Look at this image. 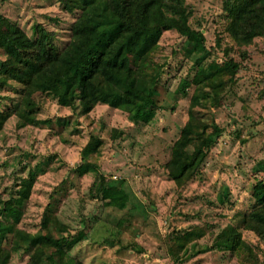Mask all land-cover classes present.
I'll use <instances>...</instances> for the list:
<instances>
[{
  "label": "rangeland",
  "instance_id": "obj_1",
  "mask_svg": "<svg viewBox=\"0 0 264 264\" xmlns=\"http://www.w3.org/2000/svg\"><path fill=\"white\" fill-rule=\"evenodd\" d=\"M185 4L191 27L205 35L211 53L202 64L204 76L194 82L197 69L186 38L176 31L163 33L156 58L166 67L151 123L133 124L127 113L107 105L84 114L79 98L65 107L42 93L34 95L38 125L19 128L15 115L8 120L0 132V206L15 196L23 179H36L21 206V221L0 219L2 235L22 229L71 237L86 227L87 239L69 252L84 264H264V241L242 225L257 207L255 188L264 183V37L238 45L227 32L224 0ZM0 14L29 37L35 38L36 25L54 32L59 48L69 42L78 18L59 0H0ZM230 59L238 63L239 73L226 65ZM122 62L133 71L130 57L124 55ZM184 83L185 93L179 92ZM20 88L0 83V110L13 111ZM192 99L200 101L195 111L203 123L218 125L223 134L200 168L202 174L176 183L167 165ZM92 137L103 145L98 155L83 161ZM88 164L89 172L81 175L85 169L80 167ZM91 164L107 184L125 181L130 199L124 210L94 193L99 174ZM46 215L58 222L51 226ZM228 226L242 233L236 253L208 250L186 259L194 243L198 250L207 249ZM189 232L193 236L187 238ZM41 250L12 252L9 264H37L34 255Z\"/></svg>",
  "mask_w": 264,
  "mask_h": 264
},
{
  "label": "trees",
  "instance_id": "obj_2",
  "mask_svg": "<svg viewBox=\"0 0 264 264\" xmlns=\"http://www.w3.org/2000/svg\"><path fill=\"white\" fill-rule=\"evenodd\" d=\"M59 1L67 12H78L70 40L63 48L56 45V34L43 26L36 25V35L32 38L0 14V50L5 55L0 60V83L2 86L10 82L21 85V99L13 111L0 110V132L14 115L19 128L39 124L35 117L36 93L51 94L65 107H73L79 98L84 114L98 105H107L127 113L133 124L151 123L157 109V89L166 67L157 60L156 53L167 31H176L186 38L189 57L197 69L194 82L204 76L202 64L211 52L207 49L205 35L191 27L185 0ZM224 9L229 18L227 32L238 45H251L255 39L264 37V0H224ZM124 55L130 57L133 71L124 67ZM237 64L231 59L226 61L235 74L240 71ZM186 88L184 83L179 92L185 93ZM199 105V100L192 99L189 119L181 129L167 165L168 175L176 183L202 174L200 168L223 134L218 125L203 123L195 111ZM102 145L99 138L92 137L83 149L82 160L98 155ZM93 166L99 174V167ZM80 168L85 169L80 172L83 175L89 172L90 165ZM35 179L31 176L21 181L15 196L0 206V219L12 220L14 224L21 221V206L30 198ZM106 181L99 174L92 187L94 193L105 204L124 210L130 199L125 181L113 185ZM254 198L257 207L243 218L242 225L244 230L264 241L263 182L255 188ZM140 206L144 209L145 204ZM45 221L51 226L58 222L49 215L45 216ZM85 229L71 237L53 233L32 235L22 229H16L13 234L0 233V264H9L12 252H28L32 248H42L39 256L34 255L37 264H84L69 252L87 239ZM192 236L193 232L186 234L187 238ZM213 242L209 248L199 250L194 243L193 253L186 255V259L208 250L236 253L243 237L239 228L228 226ZM174 260L179 262L178 257Z\"/></svg>",
  "mask_w": 264,
  "mask_h": 264
}]
</instances>
